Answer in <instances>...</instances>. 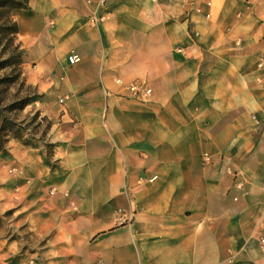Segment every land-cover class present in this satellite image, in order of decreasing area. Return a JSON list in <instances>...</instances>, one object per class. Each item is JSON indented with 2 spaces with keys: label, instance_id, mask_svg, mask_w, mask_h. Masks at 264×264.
Here are the masks:
<instances>
[{
  "label": "crops",
  "instance_id": "0c3cea01",
  "mask_svg": "<svg viewBox=\"0 0 264 264\" xmlns=\"http://www.w3.org/2000/svg\"><path fill=\"white\" fill-rule=\"evenodd\" d=\"M11 17L56 166L29 148L0 191L47 189L19 213L47 203L26 225L52 231L53 264H264V0H28Z\"/></svg>",
  "mask_w": 264,
  "mask_h": 264
},
{
  "label": "rangeland",
  "instance_id": "374dc122",
  "mask_svg": "<svg viewBox=\"0 0 264 264\" xmlns=\"http://www.w3.org/2000/svg\"><path fill=\"white\" fill-rule=\"evenodd\" d=\"M5 42H0V66L4 63L6 57ZM22 68V65H21ZM23 74V70H22ZM11 71L1 70L0 80L5 77H11ZM24 78V77H23ZM25 80V78H24ZM26 86L33 88L30 84L25 82V87L21 88L19 84L13 86L0 85V95L4 97L2 107H14L17 104L23 102L25 98L32 96L31 93L33 89L29 90ZM4 93V95H3ZM38 96V95H37ZM45 100H42L40 96L38 98L31 99L28 105L22 111H5L6 117L16 123H22L26 128L30 130L31 133H35L36 137H40V133L45 130V125L40 126L37 129L36 122L41 118L40 107L43 106ZM8 110V109H7ZM39 112L40 116L36 120L35 114ZM50 121L47 120V132L50 129ZM27 136L25 135L24 138ZM47 137V136H46ZM45 137V138H46ZM7 149L10 150V154L5 151H0V171L4 175L11 176L20 173L21 163L17 160L18 158L26 159L28 154L32 153L29 148L38 149L40 156V165L43 170L47 166H56V162L52 159L50 148L47 150L41 146V144L32 142L29 146H24L17 140L10 139L7 144ZM38 161V159H37ZM25 168V166H24ZM24 179L27 178L26 175L23 176ZM21 184L15 186V190L19 189ZM36 193L35 196L33 194ZM47 197V189L41 185H37L33 188L32 193L29 196L21 197L18 191L2 192L0 191V203H14L15 209L12 211L11 215L5 216L6 212L11 210L0 211V238H6L7 241H15L17 244V253L9 254L4 248L0 249V264H53V260L49 255L47 256V246L52 235L51 230H44L41 234L30 230L27 225V219L33 213H41L43 220L47 222V203H43V206L34 207L33 204L24 208L20 213L21 203L31 202L38 198L44 199ZM41 201H36L35 203L40 204ZM45 204V205H44ZM33 229V227H31ZM58 256L54 257L55 263H58ZM66 258V257H65ZM53 262V263H52Z\"/></svg>",
  "mask_w": 264,
  "mask_h": 264
},
{
  "label": "trees",
  "instance_id": "16d2710c",
  "mask_svg": "<svg viewBox=\"0 0 264 264\" xmlns=\"http://www.w3.org/2000/svg\"><path fill=\"white\" fill-rule=\"evenodd\" d=\"M28 6V0H0V42H5L6 54L4 55L6 59L4 63H1V70L11 71V77H5L0 80V85L10 87L19 84L21 88L25 87V80L22 74V57L23 51L20 45L16 42L17 25L12 20L11 11L18 9H26ZM29 90L33 89L31 95L25 98L23 102L17 104L14 107H2L4 97L0 96V151L5 152V145L10 139L17 140L23 145L29 146L32 142L41 144L47 150V119L45 117L39 118V112H36L35 119L37 129L45 125V130L42 131L40 137H36L35 133H31L28 128H26L22 123H16L6 117L5 111L12 112L15 110L22 111L28 105L29 101L34 98H38L37 93L34 88L26 86ZM2 94V92H1ZM0 94V95H1ZM4 95V93H3ZM8 109V110H7ZM27 136L24 138V136ZM12 211L6 212L4 215H11Z\"/></svg>",
  "mask_w": 264,
  "mask_h": 264
},
{
  "label": "built area",
  "instance_id": "2783aa9c",
  "mask_svg": "<svg viewBox=\"0 0 264 264\" xmlns=\"http://www.w3.org/2000/svg\"><path fill=\"white\" fill-rule=\"evenodd\" d=\"M103 20V17L91 18V24L95 25ZM79 58L76 55H69L67 62L69 65L78 63ZM117 85H121L119 80L115 82ZM124 91L128 93V98L137 101H146L150 96V90L143 83H133L124 87ZM204 161H208V156H203Z\"/></svg>",
  "mask_w": 264,
  "mask_h": 264
}]
</instances>
